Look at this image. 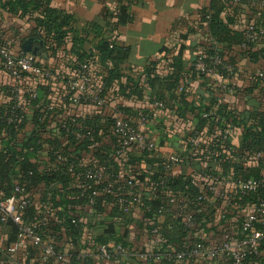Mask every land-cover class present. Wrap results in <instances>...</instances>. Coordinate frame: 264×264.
I'll return each mask as SVG.
<instances>
[{
  "label": "crops",
  "instance_id": "crops-1",
  "mask_svg": "<svg viewBox=\"0 0 264 264\" xmlns=\"http://www.w3.org/2000/svg\"><path fill=\"white\" fill-rule=\"evenodd\" d=\"M0 1L6 3L17 0ZM50 1L51 8L73 18V30L78 35L88 30L92 23L100 22L105 26L104 39L129 51V57L121 66V71L133 82L142 84L143 97L142 100H137L138 102L120 97L124 105L122 108L124 107L132 115L135 119L133 123L138 125L141 116L127 106H133L139 112L150 108L151 101L162 102L164 106L155 122L146 129L148 136L156 143L154 158L166 160L172 155L183 158L181 165L175 169V175L183 176L186 180L190 179L196 186H204L207 183L204 177L207 175V169L211 167V162H207L205 152L202 150L197 156H192V153L188 151V138L193 137L194 134L199 135L198 132L201 131V135L204 136L201 139L203 145L208 146L213 132L216 135L220 133V130H210V127L200 130L201 116L205 110H210L209 116L215 114L221 122L223 138L225 132H229L226 141L229 142L230 151L234 157L229 158L228 163L233 166L244 164L242 149L247 129L264 130V83L262 82L264 78V10L257 1L226 3L220 17L232 35H246L252 28L257 32V41L247 50L238 45L218 43L213 38L209 24L203 20V13L210 10L212 0H128L132 22L119 27H116L118 22L116 16L119 4L124 0ZM105 8L111 10L112 16L102 21ZM33 18L10 12L0 5V32L14 53L25 52L24 46L31 39L41 40L34 36ZM41 42L42 44L35 43L33 50L38 49L36 57L43 67L60 71L71 65L67 47L60 49L52 56L46 52L44 43L42 40ZM212 45L223 53L225 61L234 70V73L226 74L221 80L214 76L203 78L191 74V65L197 54ZM88 49H91V46H88ZM94 53L96 55L93 66L95 75L112 68V63H107L109 67L102 66L98 53ZM150 64L155 66V71L165 76L172 75L175 66H182L183 72L175 90L164 92L161 98L155 96L145 77L146 68ZM122 82L128 85V80ZM40 84L28 80L17 82L0 70V106L11 101L5 89L16 86L14 89H17L21 95L31 89L37 91L39 101L43 104L60 101L63 87L53 85L48 88L44 83ZM222 84L227 87V90L222 88ZM121 86L123 84H117V89ZM46 90L48 94L45 93ZM124 94L128 95L127 92ZM107 97L110 98L109 106L102 111L93 105L75 108L70 105L67 109L66 103H63V106L58 107L62 109L64 115L76 113L79 117L97 121L96 124L99 123L100 127L107 128L111 127L116 118L126 117L115 99V92H110ZM183 100L189 106L186 110L180 104ZM203 117L206 115L204 114ZM32 129L33 126L28 125L21 135L25 137V134H30ZM49 138L53 137L48 136L47 139ZM57 139L63 147L68 145L66 138ZM77 139L79 141L81 136L77 135ZM79 144L80 142L74 152V156L78 159L76 162L82 168H89L94 160L88 156L89 150H84L85 148L78 146ZM114 145L113 139L103 138L98 141L96 151L108 155ZM4 148L5 146L0 144V151ZM43 150L41 157L47 165L46 157L49 147L46 145ZM260 158L264 160V156L260 155ZM150 161L151 159L146 158L143 153L130 150L122 159H117L116 167L117 171L124 176L147 180L158 172V168ZM244 168L246 170L247 166L245 165ZM75 182L78 184L77 181ZM232 183L231 179H227L225 185L218 186L216 192L209 193L211 195L207 203L196 212L197 225L185 233L178 231L176 227L173 229L171 224L167 225L165 216L150 214L149 210H144L139 204L130 209L117 208L114 204L98 210L88 206L78 209L75 214L82 224V248L79 250L72 244H61V252L66 256L71 252L85 254L92 264H154L145 257L157 255L164 263H167V256L178 254L196 243L216 246L227 238L237 237L242 222L249 214L255 212L254 205L251 204L245 206L229 204V199L234 196ZM72 186L73 183L70 184V187ZM41 191L44 192V190ZM63 193L66 192L63 191ZM139 195L148 200L147 196L143 197L141 193ZM40 196L41 194L37 193L34 198L38 200ZM60 200L63 198L61 197ZM164 229L167 231L164 237L161 233L152 234L153 230L164 232ZM108 230H113L114 233L108 234ZM171 230L173 231L170 232ZM101 238L107 240L105 246H108L111 251L116 246H122L126 252L125 256L110 261L101 259L99 246H97V239ZM13 239L14 230L8 226L3 232L0 264H10L7 249ZM20 257L23 264H57L43 262L41 251L37 248H29ZM176 264L226 263L206 257L178 260ZM243 264H264V260L263 262L250 260Z\"/></svg>",
  "mask_w": 264,
  "mask_h": 264
},
{
  "label": "trees",
  "instance_id": "trees-1",
  "mask_svg": "<svg viewBox=\"0 0 264 264\" xmlns=\"http://www.w3.org/2000/svg\"><path fill=\"white\" fill-rule=\"evenodd\" d=\"M233 1L234 0H212L210 10L203 13V20L209 24L211 34L216 42L238 45L247 50L255 43H249L246 35H232L228 26L224 24L220 18L225 10V4L232 3ZM239 1L249 3L252 1L259 2L260 0ZM0 5L10 12L34 17V36L43 41L44 48L49 55L53 56L60 49L67 47L66 50L69 54L71 65L59 71L67 79L77 76L87 63L95 62L96 55L94 52L98 53L97 55L102 66L107 65V63H112L111 69L106 70V72L104 71V73L98 72L96 74L94 85L96 87L105 85V91L102 94L104 96H108L110 92H115V99L118 101L117 103L121 107V111L124 112L126 114L125 116L132 122L135 120L124 107L122 108L123 104L120 101V97L135 101L142 100V84L135 83L131 78L122 74L121 66L127 61L129 51L126 48L117 47L104 39L103 33L105 31V26L103 24L94 22L88 30H84L81 35H78L76 31L73 30V18L65 16L51 8L50 0H17L8 1L6 3L0 1ZM118 8L116 16L118 22L116 27L126 26L131 23L132 17L129 14L128 0L122 1ZM110 11V9L105 8L102 13V21L111 18L112 15ZM88 46H91V49H88ZM203 51L210 57L218 54L223 63L228 66L223 53L220 52L215 45L209 46ZM182 72V66L178 65L175 66V71L172 75L165 76L155 71V66L150 64L146 68L145 77L148 85L154 91L155 96L160 97L164 92L175 90ZM191 74L194 76H201L196 73L192 66ZM225 75L226 73L224 76ZM201 77L205 78L204 76ZM262 79L264 83V78ZM24 80L34 82L35 84L44 83L48 88L53 85L62 87L57 83L48 80L45 81L44 79L32 75H24L21 80L15 81L24 82ZM123 80H126V82L128 80V85H125V82H122ZM120 83L123 84V86L117 89V84ZM14 88L5 89L11 101L8 104L0 106V144L5 146V148L0 151V191L6 198L16 196L18 201H29L27 208L22 211L23 220L29 225L38 226V231L44 240L52 242L57 251H61V244H72L79 250L82 248V224L75 212L78 209L88 206L89 198L94 192L97 193V197L93 208L98 210L110 204H114L117 208L122 207V209H128L126 205L121 204L120 200L122 193L117 191L118 186L113 180L94 183L85 181L78 175L82 170L90 169L93 165L100 166L107 164L110 173H118L126 179L132 178L137 184L146 183L151 185L157 183L160 185V190L162 192H173L178 196L189 198L191 208L197 221L196 212L207 203V200L201 203L198 202V196H200L202 191L208 188L207 186H209V183H205L206 187L202 190L201 187L193 184L190 179L186 180L183 176L173 173L168 177L164 170L166 160L154 158L156 157L155 153L148 154L144 152L141 153H143L146 158L151 159L150 162L155 164L158 168V172L147 180H144V178L136 179L134 176H124L117 171L116 161L121 158L116 156V144L108 155H103V153L96 151L98 141L103 138H111L115 143V138L110 133L113 124L111 127L107 128L104 126L100 127L99 123L96 124L97 121H90V119L79 117L76 113L64 115L62 109L58 106H63V103H66L67 109H69L72 95H61L60 101L58 100L59 103L51 104V102H48L43 104L39 101V93L37 91L31 89L24 95H21L18 90L15 92L16 89ZM63 92L64 91L61 90V93ZM126 92L128 95L124 94ZM45 93L48 94V91L46 90ZM156 103L158 102L151 101L150 108L141 112L133 106H127V108L137 112L140 116H144L155 110ZM17 104L20 105V108H17ZM180 104L183 105L184 110L189 108L185 100L181 101ZM50 105L54 106L51 110ZM12 111L15 112L14 116H12ZM204 114L207 117H203ZM209 114L210 110H205L203 112L200 121V130L210 127V130H220V133L216 135L213 132L210 138L211 142L208 146L203 145L204 143L201 139L204 136L201 135V131L198 132L199 135L194 134L200 141L199 147H193L190 143L191 137H189L188 151H190L194 157L197 156L201 150L205 152L204 155L207 162H211V167L207 169V175L218 179L214 184L216 187L225 185L227 179L233 181L232 191H234V196L229 199L230 205L245 206L251 204L256 206L263 203L264 187H260L256 192L248 195L242 194L241 187L244 182L251 179L264 181V160L260 158V155L264 156V130L247 129L244 135V146L242 149V157L245 162H243L244 164L233 166L228 163L230 162L228 161L229 158H233L234 155L230 151L229 142L226 141L223 143L224 138L221 122H219L215 114H213V116H209ZM11 118L14 123L8 124V120ZM66 121L67 126L66 129H64L63 124ZM30 124L33 126L32 132L30 134H25V137L24 135L22 136L21 134ZM89 130L95 131L92 141L87 138V132ZM100 131L103 132V135L99 134ZM77 135L81 136V141H78ZM48 136H52L53 138L47 139ZM57 138H66L68 145L63 147L60 145ZM78 142H80L78 146L84 147V150H89L87 154L94 160L92 166L89 168H82L79 166L78 162H76L78 159L74 156V152L76 151L75 147ZM46 145L49 147L46 157L48 159L47 165H45L41 157ZM31 156H34V158H31ZM58 156L68 159L70 163L75 165L76 169L75 172H73L74 174L68 172L69 165L67 163L58 161ZM225 156L229 157L226 158ZM179 158L183 160V158ZM245 165L247 166L246 170L244 168ZM75 181H77L79 185ZM71 183H73L72 187H70ZM85 188L86 192L84 193ZM41 190H44V192ZM63 191L66 193L64 194ZM37 193L41 194L38 200L34 198V195ZM210 195L209 193L206 195L207 199ZM61 197L63 200H60ZM136 204L141 205L144 210H149L150 214H158L159 209L164 205V201L161 199L145 200L138 196V202ZM162 216L167 218V225H173V229L176 227L178 231H183L184 233L191 230L184 226L182 218L178 215L167 214ZM44 219L46 221L42 223ZM8 226H11L14 230V239L10 242V244H13L17 240L19 230L12 222L6 225V227ZM172 231L173 230L170 232ZM107 233L113 234L114 232L113 230H108ZM160 233L162 237H164L167 231L164 229V232L161 230L159 231V234ZM243 235L244 233L241 226L238 236L242 237ZM106 241V239L102 238L97 239L99 251L101 247L105 246L107 243ZM262 250L264 252V246ZM68 257L69 264H92L85 254L71 252ZM250 260L263 262L264 256L251 257L246 261Z\"/></svg>",
  "mask_w": 264,
  "mask_h": 264
},
{
  "label": "built area",
  "instance_id": "built-area-1",
  "mask_svg": "<svg viewBox=\"0 0 264 264\" xmlns=\"http://www.w3.org/2000/svg\"><path fill=\"white\" fill-rule=\"evenodd\" d=\"M234 1L240 2L239 0ZM258 3L264 9V0H260ZM246 38L249 43H255L258 39V34L252 28L246 33ZM93 66L94 62L87 63L77 76L67 79L59 71L43 67L36 55L25 52L14 53L0 32V70L17 81L21 80L24 75H32L61 85L64 91L62 93L63 96L72 95L70 101L74 108L93 105L99 111H102L109 106L110 98L102 95L105 91V85L101 87L94 85L96 75ZM191 66L201 76H214L218 77L219 80L224 77L225 73L232 74L234 72L231 66L223 63L218 54L210 57L205 51L197 54ZM222 88L227 90L224 84H222ZM52 107L54 106L50 105V110L53 109ZM17 108H20L19 104H17ZM163 108L162 103H156L155 110L150 114L141 116L138 125L134 124L127 117L121 116L115 119L110 133L115 138L116 156L122 159L130 150L148 154L156 153V143L148 136L146 129L155 122ZM14 113L12 111V116H14ZM13 123L12 118L8 120V124ZM66 126L67 121L63 124V128L66 129ZM99 134L103 135V132L100 131ZM94 135L95 131L93 130L87 132V138L91 141L94 139ZM228 135L229 132L226 131L223 143L228 139ZM190 143L193 147H199L200 141L197 137L193 136L190 138ZM57 159L62 163H67L69 165L68 172L74 174L73 172H75L76 168L73 163H70L68 159L62 156H58ZM181 163L182 160L178 156L172 155L168 157L164 165L167 176L170 177ZM78 175L83 180L94 183L113 180L118 186L117 191L122 193L121 204L126 205L129 209L136 205L138 196L141 197L139 193H141L143 197L147 196L150 200L161 199L164 201V205L159 209L158 215H178L182 218V222L187 229H193L197 223L189 198L178 196L173 192H162L160 185L157 183L151 185L146 183L137 184L132 178L126 179L118 173H110L107 164L100 166L93 165L90 169L82 170ZM204 179L209 183V186L198 196V202L200 203L208 200L206 196L208 193L216 192L217 190V187L214 185L218 181L217 178L205 175ZM205 187V185L202 186V190ZM260 187H264V181L251 179L242 184L241 192L243 195H248L256 192ZM96 197L97 193L94 192L89 198L88 207L95 206ZM28 205L29 201H18L16 196L6 198L0 191V248L2 246L3 232L9 222L15 224L19 230L16 242L11 244L7 249L9 263L23 264L20 255H24L29 248H37L41 251L43 262L69 264V257L61 251H57L52 242L45 241L38 231V226L29 225L23 220L22 211ZM254 208L255 212L249 214L243 222L242 229L244 235L242 237L227 238L216 246L196 243L178 254L167 256L168 259L165 258L167 263H164L162 258L157 255L146 256L145 259L154 262V264H176L178 260L209 257L220 262L243 264L251 257L264 256L262 250L264 246V202L254 206ZM45 221V219L42 220V223ZM158 233V230H153L152 232L154 235ZM125 253V249L122 246H116L112 251L108 246H104L100 250V257L101 259L110 261L125 256Z\"/></svg>",
  "mask_w": 264,
  "mask_h": 264
},
{
  "label": "water",
  "instance_id": "water-1",
  "mask_svg": "<svg viewBox=\"0 0 264 264\" xmlns=\"http://www.w3.org/2000/svg\"><path fill=\"white\" fill-rule=\"evenodd\" d=\"M35 43L42 44L41 40H39V39H31V40H29V41L26 42V44H25V46H24V51H25L26 53H28V54H34V55H36L38 49L35 50V51L33 50V45H34Z\"/></svg>",
  "mask_w": 264,
  "mask_h": 264
}]
</instances>
